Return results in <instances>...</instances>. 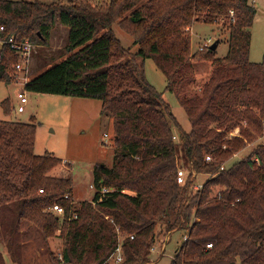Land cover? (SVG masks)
<instances>
[{"label": "trees", "instance_id": "1", "mask_svg": "<svg viewBox=\"0 0 264 264\" xmlns=\"http://www.w3.org/2000/svg\"><path fill=\"white\" fill-rule=\"evenodd\" d=\"M249 1L0 0L7 38L47 46L57 22L68 28L66 59L28 80L25 91L100 101V115L111 118L114 134L111 166L93 169L91 201L73 205L71 175H50L62 161L34 153V123L0 121V242L7 240L10 252L26 222L43 241L59 232L62 262L49 253L54 264H104L121 235V264H149L160 236L173 232L180 239L170 264H264V143L217 174L264 134V60H249L256 14ZM197 22L221 26L224 57L211 45L191 53L188 31ZM113 24L134 39L137 53L121 45ZM146 59L166 78L165 91L184 109L188 131L148 83ZM192 60L211 65L197 92L189 90L196 82ZM17 62L4 46L0 82L16 81ZM1 106L7 115L10 100ZM232 130L240 135L227 139ZM178 144L198 177L211 176L201 189L192 188L199 178L177 183ZM55 204L65 208V217L46 212ZM71 213L75 219H68Z\"/></svg>", "mask_w": 264, "mask_h": 264}, {"label": "rangeland", "instance_id": "2", "mask_svg": "<svg viewBox=\"0 0 264 264\" xmlns=\"http://www.w3.org/2000/svg\"><path fill=\"white\" fill-rule=\"evenodd\" d=\"M9 1H31L40 3L62 2L68 3L75 0H9ZM97 1V0H95ZM145 1V0H143ZM256 14L251 27V42L249 48V60L259 63L264 60V0H254ZM221 26L205 23H194L188 33L191 42V53L203 51L205 41L209 38L213 43L218 39L217 57H224L227 53V37L219 35ZM110 30L119 40L121 45L128 49L131 54L138 51L134 39L117 24H113ZM68 28L57 22L52 28L47 46H35L30 60L22 74L26 80H31L52 66L60 63L68 54L65 51ZM139 62V59H137ZM195 84L189 90L199 91L200 86L207 80L211 65L208 62L191 61ZM144 72L146 79L158 92L163 93V99L170 107V112L176 118L178 124L186 131L190 129L189 122L185 116L184 109L179 105L175 96L166 92V78L157 69L152 59L144 60ZM25 91L20 83L0 82V121L33 122L35 125L34 153L42 155L51 153L59 158L62 163L59 167L50 172L51 176L67 177L71 175L73 180L72 199L75 205L82 201H91L94 195L93 169L98 164L108 167L112 164L113 156V129L111 118L100 115L101 103L97 100L79 99L73 97L32 93L25 91L27 103L24 111L14 116L19 100L17 94ZM10 100V112L5 115L1 102ZM230 132H235L232 130ZM239 134V130H238ZM240 135V134H239ZM264 143L263 135L257 136L256 140L248 143L247 146L238 153H234L230 159L224 163L231 164L233 161L241 160L247 156L254 146ZM178 167L184 170L189 169L185 162L180 144L177 149ZM206 177H199L200 183ZM48 212V210H46ZM49 213V212H48ZM51 214V213H49ZM53 215V214H52ZM19 234L16 245L12 246V251L8 249V241L0 242V251L4 256L5 264H54L49 253L57 256L62 248V238L59 232L43 241L36 228L26 223ZM180 233L173 232L162 235L159 241L151 249L149 264H170L179 243ZM123 235L120 236L122 238ZM12 252L18 257L15 260ZM104 264H113L105 262Z\"/></svg>", "mask_w": 264, "mask_h": 264}, {"label": "built area", "instance_id": "3", "mask_svg": "<svg viewBox=\"0 0 264 264\" xmlns=\"http://www.w3.org/2000/svg\"><path fill=\"white\" fill-rule=\"evenodd\" d=\"M232 14V12H231ZM213 41L212 39H208L205 41L204 45L202 48H199L200 50H202L203 48H207L210 45H212ZM4 46H8L10 50H12L18 57H19V62H17L16 64L13 65V71L16 74V81L15 83H20L23 85H25V83L27 82L26 78L19 77L18 74H22L23 71L25 70L28 62H29V58L31 56V53L35 47V45H33L32 43H30L28 40H24V41H18L15 40L13 37H9L7 38L5 36V28L3 26H0V59L2 57V48ZM17 99L19 100V105L17 107V110L13 112L14 116L17 115L18 113H22L24 111V105L27 103V95L25 93V91H21L17 94ZM236 136H239L238 134V130H235V132H229L227 134V139H231L234 138ZM264 137V134H263ZM225 148V147H224ZM235 158L236 156L233 155ZM205 161L206 162H211L212 159L210 156H206L205 157ZM257 162V160H256ZM229 164L227 163H222L219 166L218 169V173L219 174L221 171H224L227 166ZM199 175H197V173L195 172V170L190 166L188 170H184L181 168H178L177 170V176H176V181L178 184H184L186 179L190 178L191 182H193ZM206 179H209L211 176L210 175H205ZM203 183L197 182L195 183L192 188L193 190H198L201 189ZM106 190H102V193L105 192ZM41 192V191H40ZM216 199L220 200L221 199V195L219 192L215 193L213 195ZM65 200L68 199V195H66L64 197ZM74 205V203H73ZM48 212L53 214L54 216H57L59 218H63L65 217V208L61 205L55 204L51 207H49ZM76 215L73 213H71V216L68 218L70 220L75 219ZM130 239H133V236H130ZM187 238L184 237V240H186ZM212 248L211 244H207L206 245V249L210 250ZM153 250V249H152ZM57 259L62 262V255L61 253L57 254ZM107 261H111L113 262V264H121L124 261V256H123V251H122V247H121V239L119 238L118 240V244L115 248V250L113 251V253L109 256V258L107 259ZM106 261V262H107Z\"/></svg>", "mask_w": 264, "mask_h": 264}, {"label": "water", "instance_id": "4", "mask_svg": "<svg viewBox=\"0 0 264 264\" xmlns=\"http://www.w3.org/2000/svg\"><path fill=\"white\" fill-rule=\"evenodd\" d=\"M217 45H218V42H216V43H213L212 45H211V49L212 50H215L216 48H217Z\"/></svg>", "mask_w": 264, "mask_h": 264}, {"label": "crops", "instance_id": "5", "mask_svg": "<svg viewBox=\"0 0 264 264\" xmlns=\"http://www.w3.org/2000/svg\"><path fill=\"white\" fill-rule=\"evenodd\" d=\"M249 2L254 6V4H255V3H254V2H255L254 0H250ZM254 7H255V6H254ZM250 32H251V28H250ZM224 35H225V34H224ZM225 37H226V35H225ZM217 48H218V45H217Z\"/></svg>", "mask_w": 264, "mask_h": 264}]
</instances>
